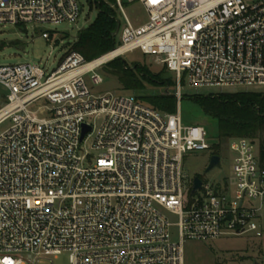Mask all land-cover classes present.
I'll return each mask as SVG.
<instances>
[{
    "label": "built area",
    "instance_id": "built-area-1",
    "mask_svg": "<svg viewBox=\"0 0 264 264\" xmlns=\"http://www.w3.org/2000/svg\"><path fill=\"white\" fill-rule=\"evenodd\" d=\"M132 2L148 11L146 24L128 19L124 5ZM115 7L125 23L110 52L87 61L70 50L50 73L38 63L0 65L8 90L0 125L10 121L0 134V264H38L65 251L70 264H185L189 240L261 236L259 142L231 137L234 183L200 178L193 193L184 156L215 154L204 126L134 94L93 95L85 77L101 83L98 69L140 50L175 73L179 102L184 77L197 90L259 91L264 0H115ZM80 13L78 0H0V26L74 23ZM165 211L178 216V239Z\"/></svg>",
    "mask_w": 264,
    "mask_h": 264
},
{
    "label": "rangeland",
    "instance_id": "rangeland-1",
    "mask_svg": "<svg viewBox=\"0 0 264 264\" xmlns=\"http://www.w3.org/2000/svg\"><path fill=\"white\" fill-rule=\"evenodd\" d=\"M81 5V13L74 23H60L35 25H5L0 26V65H11L20 63H38L46 72H51L57 68L63 57L71 50L76 40L79 30L89 26L97 15L95 7L90 5V0H78ZM125 13L130 22L135 26H141L148 22L149 14L146 8L139 2L126 3ZM124 24L123 17H120ZM50 33V40L42 37V33ZM119 39V35H118ZM116 67H124L136 75L137 79L145 88L140 90L126 89L118 76L112 71ZM142 69L151 75H161L162 80H170L165 85L160 82H152L148 76L141 75ZM165 66L157 61L155 56L144 55L140 50H134L123 57L115 59L103 68L97 70L102 77L101 83L95 84L89 75L85 77L86 83L93 95H103L106 93L121 95L134 94L141 102L151 106L143 98L146 92H168L176 93L178 85L174 72L165 70ZM237 91H258L239 88H202L195 89L189 85L186 77L181 83L180 102L177 99V111H180L185 124H198L204 126L207 133V142L215 150L216 145H220L221 167L205 172L211 156L210 150H197L189 152L184 156L183 172L188 180L195 176L201 179L216 183L219 180L227 179L234 183L232 172V159L227 148V141H220L218 125L213 119L206 117L203 112L189 98L197 94H218L221 92ZM259 91H264L261 87ZM8 90L0 84V108L7 102ZM39 104L32 108L36 109ZM99 122L97 123L98 126ZM10 126V121L0 125V134ZM169 221L173 224L171 228L172 236L178 239V216L165 211ZM259 225L261 236L254 233L241 235H225L212 241H187L184 244L185 264H264V208L260 212ZM38 264H70L69 252H62L57 256H49L40 259Z\"/></svg>",
    "mask_w": 264,
    "mask_h": 264
},
{
    "label": "trees",
    "instance_id": "trees-1",
    "mask_svg": "<svg viewBox=\"0 0 264 264\" xmlns=\"http://www.w3.org/2000/svg\"><path fill=\"white\" fill-rule=\"evenodd\" d=\"M90 5L95 7L97 15L89 26L79 30L71 47V50L82 54L87 61L106 54L116 47L121 26L115 0H90ZM112 71L126 89L145 91L132 70L116 67ZM140 72L142 76H148L152 82L165 85L170 83V80L163 81L161 75H151L142 69ZM139 98L145 99L158 110L168 113L177 111L178 103L174 93L153 91L146 92ZM189 99L206 117L217 122L220 141L228 142L231 137H246L259 142L264 150V91L197 94ZM219 148L218 144L215 150L213 149L217 155H220Z\"/></svg>",
    "mask_w": 264,
    "mask_h": 264
},
{
    "label": "water",
    "instance_id": "water-1",
    "mask_svg": "<svg viewBox=\"0 0 264 264\" xmlns=\"http://www.w3.org/2000/svg\"><path fill=\"white\" fill-rule=\"evenodd\" d=\"M89 130H90V127L84 126V130H83V133H82V138L85 136V134ZM220 167H221V157L219 155H217V154H213V155L210 156L209 163H208V166H207L205 172L207 173V172L211 171L214 168H220ZM193 183H194V187H193L192 192L194 193L201 187L202 181H201L199 176H195L194 179H193Z\"/></svg>",
    "mask_w": 264,
    "mask_h": 264
}]
</instances>
